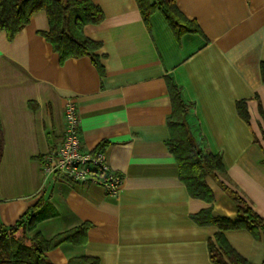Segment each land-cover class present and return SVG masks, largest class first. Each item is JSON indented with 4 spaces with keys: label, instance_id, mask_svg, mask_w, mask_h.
Returning a JSON list of instances; mask_svg holds the SVG:
<instances>
[{
    "label": "crops",
    "instance_id": "0c3cea01",
    "mask_svg": "<svg viewBox=\"0 0 264 264\" xmlns=\"http://www.w3.org/2000/svg\"><path fill=\"white\" fill-rule=\"evenodd\" d=\"M90 1L103 14L83 26L99 43L97 65L87 55L60 62L43 34L44 10L11 38L0 29V231L32 213L47 239L88 224L85 243L45 252L52 264L81 255L98 264H215L208 243L220 232L259 264L262 229L255 238L193 216L210 208L236 220V194L264 222V0H175L198 28L178 37L157 9L145 21L135 0ZM172 83L191 104V130L222 153L223 169L204 178L209 202L189 195L167 147ZM67 99L82 148L103 151L123 176L117 194L42 173L43 158L62 140Z\"/></svg>",
    "mask_w": 264,
    "mask_h": 264
},
{
    "label": "trees",
    "instance_id": "16d2710c",
    "mask_svg": "<svg viewBox=\"0 0 264 264\" xmlns=\"http://www.w3.org/2000/svg\"><path fill=\"white\" fill-rule=\"evenodd\" d=\"M147 21L156 9L165 18L176 37L184 32L198 31L196 25L188 21L180 12L175 0H135ZM38 10H44L48 19V30L43 34L52 49L58 54L60 62L67 58L87 55L97 65L95 50L99 43L83 34V26L96 24L103 19L101 9L90 0H0V29L12 37L30 16ZM264 77V64L261 65ZM172 112L168 118L170 138L167 147L175 158L179 178L187 187L190 196L211 201L213 196L206 186L204 178L212 171L222 170V153H213L205 139L195 134L187 122L191 104L179 95L178 88L172 83L169 88ZM238 103L239 113L246 118V111ZM238 217L232 221L224 217H214L210 208L203 209L193 216L199 225H215L219 229L245 228L257 238L258 229L264 231V222L239 196L233 194ZM37 219L27 214L16 225L0 231V264H52L45 252L68 242L83 244L86 241L88 224H81L47 239L35 231ZM208 252L215 264H252L239 256L218 232L215 242L209 241ZM67 264H98V259L91 256H76ZM259 264H264V260Z\"/></svg>",
    "mask_w": 264,
    "mask_h": 264
},
{
    "label": "built area",
    "instance_id": "2783aa9c",
    "mask_svg": "<svg viewBox=\"0 0 264 264\" xmlns=\"http://www.w3.org/2000/svg\"><path fill=\"white\" fill-rule=\"evenodd\" d=\"M63 111L65 129L62 140L43 158L42 173L45 176L56 174L72 183L95 184L106 194H117L121 190L123 176L110 168L103 151L82 148L79 116L71 99L66 100Z\"/></svg>",
    "mask_w": 264,
    "mask_h": 264
}]
</instances>
